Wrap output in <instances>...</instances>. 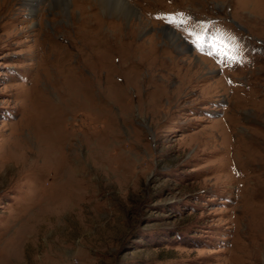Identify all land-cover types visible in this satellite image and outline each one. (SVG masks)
I'll return each mask as SVG.
<instances>
[{
  "label": "rangeland",
  "instance_id": "374dc122",
  "mask_svg": "<svg viewBox=\"0 0 264 264\" xmlns=\"http://www.w3.org/2000/svg\"><path fill=\"white\" fill-rule=\"evenodd\" d=\"M55 1L0 0V264H264V0Z\"/></svg>",
  "mask_w": 264,
  "mask_h": 264
},
{
  "label": "bare ground",
  "instance_id": "6f19581e",
  "mask_svg": "<svg viewBox=\"0 0 264 264\" xmlns=\"http://www.w3.org/2000/svg\"><path fill=\"white\" fill-rule=\"evenodd\" d=\"M100 1L102 4L106 5V8H104V15L106 17L107 16H113V17L119 18L120 16H122V18H124V17L127 18L130 16H134L137 13V11L132 7V5L130 6V4L127 0H100ZM32 2H35V0H32ZM55 3L58 4L57 7L58 8L60 7V10L64 11V14L70 9L69 4H71V3L69 0H56ZM165 35L169 38L170 41L174 40V37L170 33H166ZM180 47H181V45H180Z\"/></svg>",
  "mask_w": 264,
  "mask_h": 264
},
{
  "label": "snow or ice",
  "instance_id": "6c2138e0",
  "mask_svg": "<svg viewBox=\"0 0 264 264\" xmlns=\"http://www.w3.org/2000/svg\"><path fill=\"white\" fill-rule=\"evenodd\" d=\"M173 22H175V21H173ZM180 23H183V21H180ZM195 36H196V40L194 42L199 44L201 47H203L205 41L207 40V37H201L199 34H195ZM210 46L212 48H215L217 51L216 52H209V54L210 55H212V54L218 55L219 54V45H216L215 43H212ZM225 56H227V53H225ZM229 58L235 59L234 56L233 57H229Z\"/></svg>",
  "mask_w": 264,
  "mask_h": 264
}]
</instances>
